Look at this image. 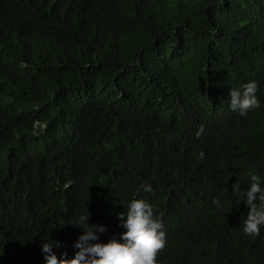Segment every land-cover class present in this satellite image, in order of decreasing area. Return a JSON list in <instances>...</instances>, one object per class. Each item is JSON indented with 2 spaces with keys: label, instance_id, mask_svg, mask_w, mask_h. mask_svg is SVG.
Here are the masks:
<instances>
[{
  "label": "trees",
  "instance_id": "1",
  "mask_svg": "<svg viewBox=\"0 0 264 264\" xmlns=\"http://www.w3.org/2000/svg\"><path fill=\"white\" fill-rule=\"evenodd\" d=\"M252 81L261 131L230 108ZM249 173L264 189V0H0V264L74 258L88 212L123 243L135 199L158 264H264Z\"/></svg>",
  "mask_w": 264,
  "mask_h": 264
},
{
  "label": "clouds",
  "instance_id": "2",
  "mask_svg": "<svg viewBox=\"0 0 264 264\" xmlns=\"http://www.w3.org/2000/svg\"><path fill=\"white\" fill-rule=\"evenodd\" d=\"M257 90L258 84L255 81L245 83L240 88H231L230 108L239 112L236 116L248 118L250 128L261 131L263 129L260 120L262 103L256 96ZM203 132L202 125L196 132V137L200 138ZM249 176L250 187L241 193L242 197L246 195V203L250 207L247 219L243 222V231L248 236L258 237L261 234V228L264 227V208H258L254 201L257 197L259 201H264V189L261 188L260 176L253 173H249ZM142 187L145 192L152 191L150 185H142ZM234 191H239L238 185ZM213 203L221 206L219 200H214ZM154 211L153 206L145 200H133L127 212L119 216L122 227L126 229L121 237L123 243L113 240L106 244L92 243L99 240L96 233H103L105 228L89 225L87 221L90 213L88 212L80 216L77 221L84 234L75 244V248L79 251L74 258L58 259L53 253V247L61 245L58 241H52L42 245L46 264H158V257L165 250L167 241L162 214L157 216ZM63 256L66 257L67 253L65 252Z\"/></svg>",
  "mask_w": 264,
  "mask_h": 264
}]
</instances>
